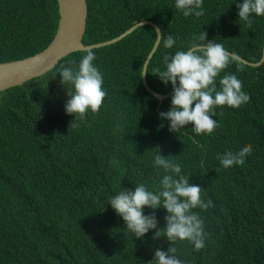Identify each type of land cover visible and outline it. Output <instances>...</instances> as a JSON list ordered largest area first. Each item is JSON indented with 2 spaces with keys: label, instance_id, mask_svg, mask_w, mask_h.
<instances>
[{
  "label": "trees",
  "instance_id": "1",
  "mask_svg": "<svg viewBox=\"0 0 264 264\" xmlns=\"http://www.w3.org/2000/svg\"><path fill=\"white\" fill-rule=\"evenodd\" d=\"M85 2L81 42L114 37L89 47L107 93L99 112L73 122L65 112L72 86L61 84L59 71L77 68L88 48L0 90V264H148L158 248L168 249L166 237L153 239L152 229L135 238L108 203L121 189L134 191L141 183L159 189L164 172L154 167L158 152L171 155L189 183L201 187V199L214 204L193 210L204 221L203 249L195 251L187 240L174 243L182 264H264V16H254L247 27L236 6L243 0H203L200 17H184L175 0ZM56 18L55 0H0V61L44 47ZM141 20L176 40L171 49L158 40L147 57L144 79L151 89H172L153 70H164L165 54L187 50L205 32L206 41L239 57L217 77L218 90L220 78L234 74L250 101L215 108L212 119L219 126L211 135H198L191 125L170 132V121L159 113L170 109L173 92L158 101L140 81L152 26L137 24L117 36ZM246 145L253 151L243 165L221 166L218 156ZM153 212L163 229L166 210L143 209L144 215Z\"/></svg>",
  "mask_w": 264,
  "mask_h": 264
},
{
  "label": "clouds",
  "instance_id": "2",
  "mask_svg": "<svg viewBox=\"0 0 264 264\" xmlns=\"http://www.w3.org/2000/svg\"><path fill=\"white\" fill-rule=\"evenodd\" d=\"M236 6L239 20L249 28L254 16H264V0H243ZM175 7L182 11L184 17H200L204 14L203 0H175ZM132 25L117 36L131 31L134 28ZM156 38L163 40L165 49H171L176 43L172 35L165 37L162 32H159ZM192 40L187 50L164 55V70H153L154 75H157L163 84H171L173 91L170 109L159 113V116L170 121L169 131L172 133H178L187 125H191L196 134L211 135L219 126L216 120L212 119L216 115L214 109L224 106L239 108L250 101V95L242 90V82L234 74H226L220 78L219 90L217 88V77L236 61L235 54L227 52L224 46L215 40L206 41L205 32L194 36ZM85 51L86 54L77 68L62 66L59 71L61 84L72 86L71 91L67 90L69 99L65 104L66 114L74 117L71 122L83 121L89 111L92 114L98 113L107 95L103 89V75L93 63L96 59L95 53L91 48ZM144 73H148L147 69L142 75ZM72 126L79 125L72 123ZM252 151V146L246 145L238 152L226 151L222 156H218V159L224 168L241 166ZM169 156H162L158 152L154 157V167L164 172L157 191H149L141 183L135 186L134 191L121 189L108 203L114 212L122 217L126 228L135 238H143L152 229H156L153 239L166 237L170 246L166 251L158 248L154 259L148 264L153 261L155 264H182L175 255L177 248L173 246L177 240L191 242L195 251L203 249L207 239L204 221L193 210L214 207L211 200L205 202L201 199V187L191 185L189 176L182 175L181 166L168 159ZM145 207L152 210L162 207L166 210V226L163 229L157 228L154 212L151 215L143 214Z\"/></svg>",
  "mask_w": 264,
  "mask_h": 264
},
{
  "label": "water",
  "instance_id": "3",
  "mask_svg": "<svg viewBox=\"0 0 264 264\" xmlns=\"http://www.w3.org/2000/svg\"><path fill=\"white\" fill-rule=\"evenodd\" d=\"M57 9L56 24L50 40L44 47L38 51L14 59L0 61V90L6 87L18 84L32 76H36L51 68L59 58L66 53L77 50L89 48L106 41H100L92 44H83L81 42L82 33L84 31L85 17H86V2L85 0H55ZM148 23L152 26L155 36L153 43L148 51L146 58L143 60L140 69V81L144 89H146L158 101L163 97L172 93V89L166 93H158L151 89L142 73L145 70L147 57L155 48L158 39L156 38L159 33L157 25L151 20H141L133 23L132 27L137 24ZM228 52V51H227ZM230 53V52H229ZM233 54V53H230ZM238 57V56H236ZM260 56L259 60L261 59ZM239 58V57H238ZM243 62L244 59L240 58ZM248 62L249 64H257L259 62Z\"/></svg>",
  "mask_w": 264,
  "mask_h": 264
}]
</instances>
